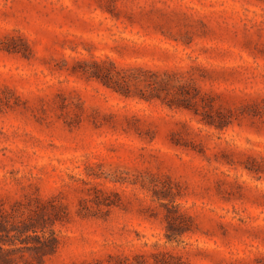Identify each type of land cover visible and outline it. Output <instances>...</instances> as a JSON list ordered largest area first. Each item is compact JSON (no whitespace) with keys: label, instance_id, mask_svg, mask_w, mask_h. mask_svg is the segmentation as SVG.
<instances>
[{"label":"rangeland","instance_id":"374dc122","mask_svg":"<svg viewBox=\"0 0 264 264\" xmlns=\"http://www.w3.org/2000/svg\"><path fill=\"white\" fill-rule=\"evenodd\" d=\"M17 206L40 264H264V0H0Z\"/></svg>","mask_w":264,"mask_h":264},{"label":"trees","instance_id":"16d2710c","mask_svg":"<svg viewBox=\"0 0 264 264\" xmlns=\"http://www.w3.org/2000/svg\"><path fill=\"white\" fill-rule=\"evenodd\" d=\"M100 70L95 76L104 82L114 80L112 75L109 77L110 73ZM18 207L11 210L0 208V264H19L17 261L24 259L26 253L40 264L47 254L55 251L58 244L55 232L46 227L44 212L48 209L44 206L28 209L27 217L22 218L23 213ZM51 214L50 217L54 216L52 220L59 218ZM16 239L20 246H16Z\"/></svg>","mask_w":264,"mask_h":264}]
</instances>
